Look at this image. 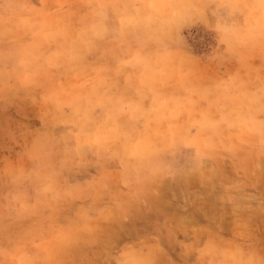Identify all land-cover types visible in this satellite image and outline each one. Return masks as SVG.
Here are the masks:
<instances>
[{"label": "rangeland", "instance_id": "374dc122", "mask_svg": "<svg viewBox=\"0 0 264 264\" xmlns=\"http://www.w3.org/2000/svg\"><path fill=\"white\" fill-rule=\"evenodd\" d=\"M0 0V264H264V0Z\"/></svg>", "mask_w": 264, "mask_h": 264}, {"label": "crops", "instance_id": "0c3cea01", "mask_svg": "<svg viewBox=\"0 0 264 264\" xmlns=\"http://www.w3.org/2000/svg\"><path fill=\"white\" fill-rule=\"evenodd\" d=\"M251 2H258L256 0H249ZM254 17L256 20L255 25L251 26L250 28L254 29L256 28L257 30L264 29V8L262 11L255 13Z\"/></svg>", "mask_w": 264, "mask_h": 264}]
</instances>
